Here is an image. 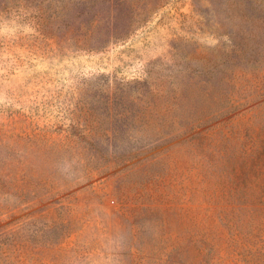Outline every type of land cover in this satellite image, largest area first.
<instances>
[{
  "label": "rangeland",
  "instance_id": "rangeland-1",
  "mask_svg": "<svg viewBox=\"0 0 264 264\" xmlns=\"http://www.w3.org/2000/svg\"><path fill=\"white\" fill-rule=\"evenodd\" d=\"M36 2L0 0V264H264V0L85 48Z\"/></svg>",
  "mask_w": 264,
  "mask_h": 264
},
{
  "label": "trees",
  "instance_id": "trees-1",
  "mask_svg": "<svg viewBox=\"0 0 264 264\" xmlns=\"http://www.w3.org/2000/svg\"><path fill=\"white\" fill-rule=\"evenodd\" d=\"M138 1L37 0L35 9L45 23L46 29H50L52 33H58L60 39L72 38L80 41L81 44L78 47H90L95 36H100L102 32L107 34L108 36L97 42L98 47H102L108 41L122 39L146 17V12L151 9L146 10L145 4H138ZM154 1L155 5H158L157 0ZM221 77L216 76L210 79L212 82L219 83L223 79ZM184 95L189 96L191 102H198L201 97L196 93Z\"/></svg>",
  "mask_w": 264,
  "mask_h": 264
}]
</instances>
